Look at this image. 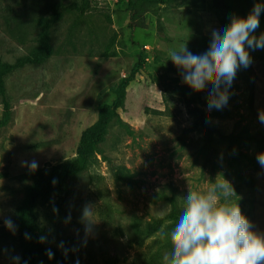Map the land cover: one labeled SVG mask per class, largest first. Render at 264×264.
Instances as JSON below:
<instances>
[{
  "label": "rangeland",
  "instance_id": "374dc122",
  "mask_svg": "<svg viewBox=\"0 0 264 264\" xmlns=\"http://www.w3.org/2000/svg\"><path fill=\"white\" fill-rule=\"evenodd\" d=\"M126 1L90 0L80 15L72 5L81 0H0V59L9 63L35 48L38 20L50 17L56 6L69 7L51 29L47 62L25 66L5 80L10 120L0 128V212L11 216L17 231L0 221V264L21 259L15 212L37 180L21 162L35 160L36 171H49L72 161L81 133L112 103L115 88L140 57L144 66L127 87L119 119L112 120L93 165L70 181L66 194L37 203L46 243L71 264H164L170 244L160 231L142 245L138 235L167 217L171 201L181 212L188 191L210 192L218 174L232 184L236 197L230 199L242 214L247 219L252 214L253 231L264 234V168L252 160L264 153L255 142L264 135L258 118L264 111V49H249L252 63L237 71L227 107L211 111L220 117L210 119L215 127L210 143L181 101L151 78L163 75L183 84L168 61L170 49L186 44L194 54L206 51L211 30L223 28L219 15L226 0L160 6L145 16L144 28L135 29L128 28ZM259 20L257 37L264 33V15ZM207 96L208 89L198 107L211 113ZM242 175H251L256 189L244 188ZM85 205L93 208L87 232ZM169 223L165 219L163 228Z\"/></svg>",
  "mask_w": 264,
  "mask_h": 264
},
{
  "label": "clouds",
  "instance_id": "9594fccd",
  "mask_svg": "<svg viewBox=\"0 0 264 264\" xmlns=\"http://www.w3.org/2000/svg\"><path fill=\"white\" fill-rule=\"evenodd\" d=\"M262 12L264 4L254 3L246 17L233 14L224 28L211 30L209 46L201 54L192 53L186 44L179 50L170 49L168 61L179 71L182 83L194 93L208 89V112L227 107L228 88L237 71L252 63L249 49H264V33L259 37L253 35L260 26ZM258 118L264 123V111L258 113ZM207 122H211L210 118H206ZM257 161L264 168V153L257 155ZM21 166L35 172L39 163L22 161ZM210 184L208 193L188 191L171 229L162 228L158 233L160 239L170 244L164 264H264V234L253 231L252 223L242 214L237 200L230 199L236 197L232 184L222 174ZM92 214L93 208L85 205L82 220L86 232L91 230ZM0 221L15 234L17 226L11 216L4 217L0 212ZM25 238L30 239L31 235L25 233ZM46 239L41 235L38 242L45 243ZM45 254L49 259L54 256L50 249ZM14 259L19 261V257Z\"/></svg>",
  "mask_w": 264,
  "mask_h": 264
},
{
  "label": "trees",
  "instance_id": "16d2710c",
  "mask_svg": "<svg viewBox=\"0 0 264 264\" xmlns=\"http://www.w3.org/2000/svg\"><path fill=\"white\" fill-rule=\"evenodd\" d=\"M173 2L181 0H127L126 11L128 13V28H144L146 26L145 16L157 7L171 8ZM254 3L264 4V0H226V10L220 13L219 19L223 28L230 23V17L236 14L240 17H246L251 11ZM75 11L83 15L90 7V0H81L80 4L72 5ZM69 9L62 5L53 8L52 15L48 18L37 21V37L35 48L25 56L15 59L12 63L0 59V100L3 105V114L0 118V128L5 126L10 120V103L5 88V80L17 70L28 65H43L47 62L52 54L50 46V34L52 27L61 20L63 11ZM264 15L261 13L260 17ZM144 66V59L139 58L138 62L130 69L129 75L121 79L120 83L114 90L115 98L110 104L103 105L97 115L96 121L85 129L79 138L76 147L75 158L68 162L56 165L49 171L38 170L32 174L37 176L36 182L27 187L25 198L16 208V217L18 221V243L21 248V259L18 264H71L69 260L61 255L55 248L48 243H40L39 237L43 235L42 228L38 223L36 205L54 194H66L70 181L81 172L88 170L94 162L95 155L98 152V146L105 142L109 127L114 119H119L118 110L122 107L126 89L135 76ZM152 83L158 86L163 93L168 89L170 93L178 98L184 105L187 114L194 118L195 123L204 130L206 140L213 142L214 125L211 122L206 123V118H219L220 112L214 111L204 113L199 107L202 100V93H194L184 84H179L174 78H167L163 75L152 76ZM211 121V120H210ZM222 140H228V137L219 135ZM257 149H264V135H258L256 138ZM255 167L259 165L257 156L253 159ZM240 180L244 188L254 190L257 187L255 179L251 175H242ZM180 211L174 201H171V210L166 218H160L149 223L142 236H139V244L142 245L146 240L158 233L164 226L165 219L170 220L169 230L179 216ZM252 214L248 213V220L251 221ZM137 232V229H136ZM139 232V231H138ZM25 233L31 235L30 239L25 238ZM50 249L54 256L49 259L46 256V250ZM106 264H115L110 261Z\"/></svg>",
  "mask_w": 264,
  "mask_h": 264
}]
</instances>
